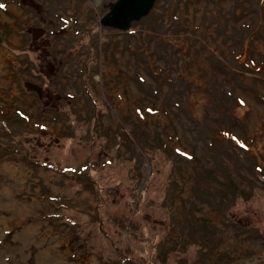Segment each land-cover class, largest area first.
Wrapping results in <instances>:
<instances>
[{
    "label": "rangeland",
    "instance_id": "rangeland-1",
    "mask_svg": "<svg viewBox=\"0 0 264 264\" xmlns=\"http://www.w3.org/2000/svg\"><path fill=\"white\" fill-rule=\"evenodd\" d=\"M114 1L0 0L31 82L28 105L0 104V184L20 173L36 225L0 224V264H264V157L244 146L264 119V0H156L124 32L102 22Z\"/></svg>",
    "mask_w": 264,
    "mask_h": 264
},
{
    "label": "crops",
    "instance_id": "crops-1",
    "mask_svg": "<svg viewBox=\"0 0 264 264\" xmlns=\"http://www.w3.org/2000/svg\"><path fill=\"white\" fill-rule=\"evenodd\" d=\"M19 1H16V5ZM5 8V7H4ZM0 12V24L6 29L11 28V32L9 35L2 34L0 31V35L2 36V43L0 44V104L2 102H12L16 104L18 107L19 105L24 104L28 105L29 100H26L28 98L23 85H21L20 81H28V78H25L23 74H19L18 69H14V63L17 59H22V51H20L19 46L22 43V39L20 35L18 36L17 34H20L21 31L18 33L17 28L13 25V19H9L7 15H13L12 18H17V13H16V8L15 7H9L7 6L5 10H1ZM0 25V26H1ZM27 55V54H26ZM26 88V87H25ZM235 98L239 100V105L243 108H248V109H254L255 106L253 104L252 100V95H248L249 97L247 99L243 97H239L238 94H234ZM17 98V99H16ZM17 101H23L22 103H18ZM29 99V98H28ZM16 106V107H17ZM253 107V108H252ZM259 108V107H258ZM246 109V110H248ZM257 109V107H256ZM264 110L261 109L260 112H263ZM264 114V113H263ZM252 131L250 134L245 137L244 140L245 144L244 146L250 150L251 152L258 153V155H261V157H264V119H261L259 123H256L252 127ZM234 138L237 137L236 134L233 133ZM238 138V137H237ZM250 144V145H249Z\"/></svg>",
    "mask_w": 264,
    "mask_h": 264
},
{
    "label": "bare ground",
    "instance_id": "bare-ground-1",
    "mask_svg": "<svg viewBox=\"0 0 264 264\" xmlns=\"http://www.w3.org/2000/svg\"><path fill=\"white\" fill-rule=\"evenodd\" d=\"M1 170L4 173H6L10 177V179L13 180V183L0 184V209L3 210V212L7 213V216H3L2 217L3 219L0 220V224L6 225L7 223L6 221H8L10 222V225L13 229L22 228L20 229L21 231L26 232V231H29L30 229L34 231L36 225L31 224L30 218L33 217L35 203L25 202L24 200H18L13 197V192L16 191L17 189L15 188V186L19 187L18 186L19 182L16 183V180H19L20 173L17 174L15 172V169L12 172L10 167L6 165H3L1 167ZM23 226H26V227L23 229Z\"/></svg>",
    "mask_w": 264,
    "mask_h": 264
},
{
    "label": "water",
    "instance_id": "water-1",
    "mask_svg": "<svg viewBox=\"0 0 264 264\" xmlns=\"http://www.w3.org/2000/svg\"><path fill=\"white\" fill-rule=\"evenodd\" d=\"M156 0H115L110 4L109 12L102 22L113 29L124 32L131 23L146 16L154 6ZM2 39L0 36V43Z\"/></svg>",
    "mask_w": 264,
    "mask_h": 264
},
{
    "label": "trees",
    "instance_id": "trees-1",
    "mask_svg": "<svg viewBox=\"0 0 264 264\" xmlns=\"http://www.w3.org/2000/svg\"><path fill=\"white\" fill-rule=\"evenodd\" d=\"M32 26L31 25H29L28 26V30L31 28ZM42 28V27H41ZM35 32H37V31H35ZM35 41V40H34ZM32 42H33V40H32ZM32 42H30V44H26V47L24 48V50L25 51H27L28 52V55H30V56H32L33 55V53L35 52V51H37V50H40V49H43V47L44 46H40V48H39V46H37V44L35 45V42L34 43H32ZM46 46V45H45ZM45 48V47H44ZM45 49H47V46H46V48ZM38 67V66H37ZM25 83L27 84V83H31L30 81H25ZM90 86L91 87H93L92 86V84H90ZM39 88H41V90L43 89L42 87H40V86H38ZM87 89H89V96H90V98L91 99H93V94H95V92H94V89L92 90V92L90 91V88L87 86ZM37 91L36 93H37V96H38V98L41 100V107L43 106V107H47L46 106V104L47 103H43V100L45 99V98H43L42 97V94H41V92L42 91ZM52 92H53V90L52 89H50ZM64 98L66 97V98H68V97H72L71 95H69V94H66L65 96H63ZM43 104V105H42ZM95 105H96V107L98 106L97 105V103H96V101H95ZM103 105H105L106 106V104L105 103H103ZM63 108V107H62ZM57 110H59L58 108H57ZM62 112V111H61ZM66 118H63L62 120L64 121ZM47 135H52L53 136V134H50V133H48ZM32 163H33V165H32ZM29 164H31L33 167H34V169L36 170V167L37 168H40V169H42V170H49V169H51L52 171H56V172H60L59 171V167L58 168H53L52 166L54 165V164H50V163H47L46 161H44V162H39V161H37V162H31V163H29ZM65 168V167H64ZM64 168H63V171H61L62 173H67V172H74L75 171V169H71V168H68V169H65V171H64ZM84 167H82V169H83ZM94 168V167H93ZM93 168H87L86 170L88 171V173L90 172V171H92V170H94ZM79 177V176H78ZM235 192V191H234ZM238 193H240L239 195H236V197H237V199L239 200V199H241L242 201L245 199V197L243 196V194H244V192H238ZM50 197H52V200L54 201V202H58V200H59V198L57 197V196H50ZM227 198V197H226ZM230 198V197H229ZM232 198H233V196H232ZM227 200V202L229 201V199H226Z\"/></svg>",
    "mask_w": 264,
    "mask_h": 264
}]
</instances>
